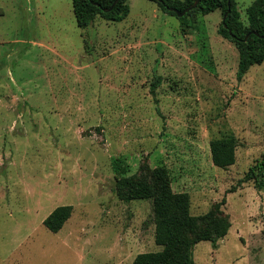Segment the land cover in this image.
Here are the masks:
<instances>
[{
	"label": "rangeland",
	"instance_id": "obj_1",
	"mask_svg": "<svg viewBox=\"0 0 264 264\" xmlns=\"http://www.w3.org/2000/svg\"><path fill=\"white\" fill-rule=\"evenodd\" d=\"M241 19L253 0H235ZM120 21L76 25L71 0H0V264H132L158 251L149 199L119 176L164 166L189 212L224 199L227 234L193 264H264V187L239 183L264 150V61L237 78L219 9L182 25L152 0ZM154 84V87H152ZM153 88V90H152ZM234 134L235 162L209 142ZM61 205L57 232L44 219Z\"/></svg>",
	"mask_w": 264,
	"mask_h": 264
},
{
	"label": "trees",
	"instance_id": "obj_2",
	"mask_svg": "<svg viewBox=\"0 0 264 264\" xmlns=\"http://www.w3.org/2000/svg\"><path fill=\"white\" fill-rule=\"evenodd\" d=\"M114 1L71 0L76 25L84 28L96 16L107 21L124 19L129 13L127 0H117L110 10H103L109 8ZM152 1L164 12L177 16L168 7L182 11L195 0ZM228 1L230 11L225 18L226 27L221 22L218 33L230 40L238 51L237 78L240 80L251 65L264 61V0H253L246 7L245 21L241 19L235 0H198L195 8L177 18L182 25L189 26L187 17L195 13L205 15L219 9L223 16L228 8ZM236 146V137L232 133L211 139L209 148L213 165L226 168L233 164ZM244 182H251L258 188L264 187V150L239 180V183ZM113 191L124 202L149 199L152 203L154 241L161 249L138 253L132 264H193L194 245L203 240L215 243L227 234L231 226L229 216L221 209L224 199L214 203L204 214H190L189 195L171 189L169 172L164 166L149 168L147 164H142L138 172L119 176L114 182ZM71 212V205L57 206L44 219L43 224L49 230L57 232L71 216Z\"/></svg>",
	"mask_w": 264,
	"mask_h": 264
},
{
	"label": "water",
	"instance_id": "obj_3",
	"mask_svg": "<svg viewBox=\"0 0 264 264\" xmlns=\"http://www.w3.org/2000/svg\"><path fill=\"white\" fill-rule=\"evenodd\" d=\"M158 1H160V0H158ZM116 2H117V0H115L109 8H104L103 10H104V11H108V10H110V9L116 4ZM197 3H198V0H195L190 6L186 7V8H185L184 10H182V11H179V10L174 9V8H171V7H168V9L174 11L178 17H181V16H183L184 14H186L187 12H189L191 9L195 8L196 5H197ZM227 5H228V8H227L226 12H224L223 17H222V23H223V26H224V27H226V25H225V18H226V16H227L228 12L230 11V7H229L230 3H229V1L227 2ZM254 34H257V33L254 32ZM247 36H248V34H247ZM247 36H246V37H247ZM245 39H246V38H245Z\"/></svg>",
	"mask_w": 264,
	"mask_h": 264
}]
</instances>
